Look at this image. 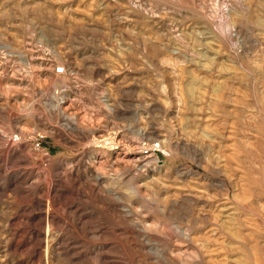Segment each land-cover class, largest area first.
I'll use <instances>...</instances> for the list:
<instances>
[{"label": "rangeland", "instance_id": "rangeland-1", "mask_svg": "<svg viewBox=\"0 0 264 264\" xmlns=\"http://www.w3.org/2000/svg\"><path fill=\"white\" fill-rule=\"evenodd\" d=\"M221 202L264 235V0H0V264H209Z\"/></svg>", "mask_w": 264, "mask_h": 264}, {"label": "bare ground", "instance_id": "bare-ground-1", "mask_svg": "<svg viewBox=\"0 0 264 264\" xmlns=\"http://www.w3.org/2000/svg\"><path fill=\"white\" fill-rule=\"evenodd\" d=\"M220 186H225L227 191L230 190L228 185L221 184ZM216 207L224 220L217 221L216 227L211 229V238L214 237V240L207 239L203 245L206 253H210L212 257L208 261L209 264H264V235L261 234L258 238L254 233L238 235L231 220L233 213L229 203L221 202ZM243 252H250L244 257L245 260L238 257L239 253L241 255ZM214 256H216L215 259Z\"/></svg>", "mask_w": 264, "mask_h": 264}, {"label": "built area", "instance_id": "built-area-1", "mask_svg": "<svg viewBox=\"0 0 264 264\" xmlns=\"http://www.w3.org/2000/svg\"><path fill=\"white\" fill-rule=\"evenodd\" d=\"M55 73L57 75H63L66 73V70H65V67L64 66H58L56 69H55Z\"/></svg>", "mask_w": 264, "mask_h": 264}]
</instances>
